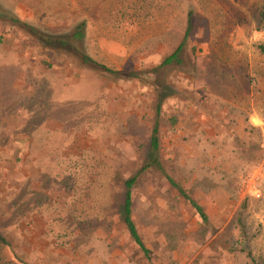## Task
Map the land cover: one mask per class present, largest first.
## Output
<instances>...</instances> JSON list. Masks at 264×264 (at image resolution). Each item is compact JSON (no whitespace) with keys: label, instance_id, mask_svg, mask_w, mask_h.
Segmentation results:
<instances>
[{"label":"rangeland","instance_id":"rangeland-1","mask_svg":"<svg viewBox=\"0 0 264 264\" xmlns=\"http://www.w3.org/2000/svg\"><path fill=\"white\" fill-rule=\"evenodd\" d=\"M262 2L0 0V233L10 264H264ZM189 18L177 60L161 65ZM82 23L81 42H47ZM156 120L163 171L197 200L206 228L163 174L141 171ZM248 139L262 147L257 164ZM133 176L132 219L150 262L119 220Z\"/></svg>","mask_w":264,"mask_h":264},{"label":"trees","instance_id":"trees-1","mask_svg":"<svg viewBox=\"0 0 264 264\" xmlns=\"http://www.w3.org/2000/svg\"><path fill=\"white\" fill-rule=\"evenodd\" d=\"M261 17L264 19V0L262 2ZM4 18L10 20L12 23L22 24L23 26H26L25 24L20 23L19 19H17L14 16L5 14ZM83 27L84 24L82 23L76 27L75 31L70 36L49 38L47 39V42L53 43L59 49L68 48L72 44H74L73 42L77 43L83 40L84 38ZM191 29L192 26L189 18L180 45L171 55H169L166 59H164L161 65H166L172 61L177 60L178 54L181 52V49L184 46L186 39L191 32ZM257 49L259 50L260 53L262 54L264 53V45H259ZM78 54L83 64L90 65L95 68H99L108 73L119 74L117 71H112L106 68L104 65L97 63L95 60H93L91 57H89L84 53L78 52ZM170 121L174 123L175 119L171 118ZM158 127H159L158 120H156L150 134L149 155L141 171L146 170L148 168H153L158 170L161 174H163L170 188L177 193L178 197H180L184 201V203L187 204L191 208L193 213L197 216L200 226L206 228V225L208 224V217L204 213L203 208L198 204L197 200L194 197H192L191 194L188 191H186L180 184L175 182L169 175L165 174L163 171L159 158L160 146H159ZM253 131H255L253 127H250L248 129V132H253ZM240 141L241 139H237V142L240 143ZM244 146L246 147L247 154H251L252 152H254L253 156H256L254 158L255 160L254 164L259 163L262 154V147L260 145V142L248 139L247 141L246 140L244 141ZM248 166L250 167L252 166V164H248ZM136 180H137V176H133V177H129L123 182V200H122L121 216L119 220L123 225V227L125 228L129 239L136 247V250L139 253L140 257L146 262H150L153 257V252L151 249L147 248L144 242L142 241L138 233V229L132 219V202H133L132 189L136 183ZM5 246H6V241L0 233V264H10V262L6 260L3 253V249Z\"/></svg>","mask_w":264,"mask_h":264},{"label":"built area","instance_id":"built-area-1","mask_svg":"<svg viewBox=\"0 0 264 264\" xmlns=\"http://www.w3.org/2000/svg\"><path fill=\"white\" fill-rule=\"evenodd\" d=\"M255 196H256V197H259V193H255Z\"/></svg>","mask_w":264,"mask_h":264}]
</instances>
